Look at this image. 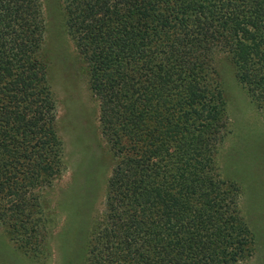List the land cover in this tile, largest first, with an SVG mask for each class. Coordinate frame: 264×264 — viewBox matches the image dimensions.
Instances as JSON below:
<instances>
[{
    "label": "trees",
    "instance_id": "1",
    "mask_svg": "<svg viewBox=\"0 0 264 264\" xmlns=\"http://www.w3.org/2000/svg\"><path fill=\"white\" fill-rule=\"evenodd\" d=\"M60 1L109 147L82 264L255 258L241 183L220 167L232 128L217 56L264 112V0ZM47 34L41 0H0V226L32 261L49 239L45 190L63 168Z\"/></svg>",
    "mask_w": 264,
    "mask_h": 264
},
{
    "label": "rangeland",
    "instance_id": "2",
    "mask_svg": "<svg viewBox=\"0 0 264 264\" xmlns=\"http://www.w3.org/2000/svg\"><path fill=\"white\" fill-rule=\"evenodd\" d=\"M41 1L48 30L44 51L57 100L58 132L64 144L63 168L59 178L45 190L50 216L49 239L42 245L43 257L33 261L24 257L11 246L1 226L0 257L10 264H82V249L91 226L101 219L104 211L109 147L100 131L98 101L86 89L81 74L83 64L61 25V1ZM217 57L232 128L220 151V167L241 183L240 206L256 232L259 246L255 258L238 264H264V112L251 107L234 81L227 60L223 55ZM68 84L76 88L78 98L66 94L67 89H72ZM237 102L241 103L240 109Z\"/></svg>",
    "mask_w": 264,
    "mask_h": 264
}]
</instances>
